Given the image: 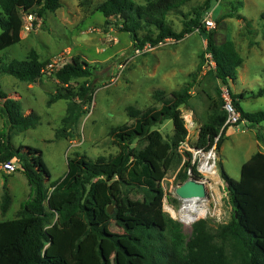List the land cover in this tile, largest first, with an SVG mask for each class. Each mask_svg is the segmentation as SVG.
I'll return each instance as SVG.
<instances>
[{
  "label": "trees",
  "instance_id": "trees-1",
  "mask_svg": "<svg viewBox=\"0 0 264 264\" xmlns=\"http://www.w3.org/2000/svg\"><path fill=\"white\" fill-rule=\"evenodd\" d=\"M180 4L181 0H145L144 5H136L133 0H105L96 12L104 16L107 24L110 19L119 18L120 31L128 33L140 50L147 44L156 47L166 40L182 41L199 30L207 42L205 54H210L216 64L213 75L228 87L242 121L251 127L259 126L264 122V112H245L241 101L247 95L233 94L229 88L230 82L237 81L238 69L244 66L234 43H218L215 33L203 28L201 14L185 21L180 32H174L166 22V15ZM205 5L209 7L210 0ZM62 6L61 0H0V52L22 41L24 24L19 14L33 15L44 23L47 13L57 12ZM33 26H37V21ZM151 28L158 31L156 37L150 34L139 37L140 31ZM46 66L33 50L26 60L2 64L0 73L35 84L44 76ZM53 75L63 88L50 97L48 105L68 101L62 126L56 132V139L62 140L72 134L88 113L95 94L89 80L79 87L72 83L89 79L93 72L88 62L76 56L55 69ZM192 87L188 83L169 96L158 91L155 98L159 107H149L143 112L129 108L131 123L111 133L119 148L117 156L92 161L76 155L68 161L66 176L50 186L46 184L50 173L43 153L24 145L15 148L11 143L12 135L35 128L38 117L34 113L25 115L20 101L0 91V99L4 100L0 104L4 124V132L0 133V166L15 163L31 190L19 217L0 221V264H108L109 253L114 254L113 264H264V153H255L243 165L239 181L230 178L220 164L232 208L228 223L212 231L207 220H200L186 241L181 225L163 210L165 192L161 180L187 140L182 107L189 106ZM217 96L220 102L213 103L208 122L199 129L194 146L198 149L209 150L226 122L227 115L221 109L222 93L218 91ZM252 97H264V90ZM167 121L173 124L171 143L165 142L157 129ZM227 130L221 134L218 150ZM256 138L264 145L260 132ZM136 142L145 143L144 148H135ZM189 168L190 160L184 164L185 170ZM192 177L198 178L195 167ZM178 179L180 184L185 183L189 179L187 171ZM3 191L1 213L6 216L12 206L7 179Z\"/></svg>",
  "mask_w": 264,
  "mask_h": 264
},
{
  "label": "rangeland",
  "instance_id": "rangeland-1",
  "mask_svg": "<svg viewBox=\"0 0 264 264\" xmlns=\"http://www.w3.org/2000/svg\"><path fill=\"white\" fill-rule=\"evenodd\" d=\"M105 0H61L62 8L49 12L43 20H36L37 26L27 31L25 25L28 16L19 14L23 21V40L0 52V66L13 61H23L31 51H36L44 68V76L39 82L29 84L0 73V91L9 98L18 100L24 107L25 115L34 113L37 125L33 129L12 135L11 143L15 148L20 145L33 147L43 153L45 165L50 173L47 186L63 179L68 173V161L76 155L86 156L95 161L99 157L108 159L118 155L119 148L114 143L111 133L130 124L129 108L144 111L149 107H159L155 98L158 91L167 96L178 92L191 83L192 100L189 106L182 107L183 116L193 121L196 126L191 129L186 142L195 146L200 127L208 122L214 102H220L218 91L224 94L228 87L213 75L215 66L210 55H206L207 42L199 30L188 35L182 41L169 40L157 45L152 50L137 52L135 44L128 33L121 32L119 18L107 20L96 8ZM136 5H144L145 0H133ZM181 0V4L166 15V22L174 32L183 29L185 21L201 14L203 28L214 32L218 43L232 41L244 59V66L238 69L237 81L229 83L233 94L245 93L247 99L241 101L242 109L247 113L264 112V97L253 98L264 90V0ZM1 15V10H0ZM234 16V17H231ZM242 16L244 19H238ZM206 18L215 22V28L207 30ZM246 23H244V21ZM1 33V28H0ZM156 37V28L139 32V37L147 35ZM252 44V45H251ZM142 50V49H141ZM79 56L90 64L93 76L74 81L72 85L89 80L95 87L93 102L78 125L67 139L57 140L56 132L61 128V120L66 114L68 101L61 100L49 106L52 95L63 88L54 77L53 71L47 70L49 64L57 68L71 62ZM56 68V69H57ZM4 100L0 99V104ZM225 112L224 106H221ZM31 111V112H30ZM226 113V112H225ZM227 115V114H226ZM223 142L219 157V179L212 182L214 198H206L210 214L200 220H207L210 230L228 223L232 217V208L225 195L226 184L221 178L220 164L228 176L234 180L241 179L242 167L255 153L264 152V145L256 135L264 136V122L257 127L241 122L230 127ZM165 142L174 138L173 124L165 122L157 127ZM4 124L0 118V133ZM145 143L136 142L134 147L143 149ZM189 153L179 148L171 167L164 170L161 185L169 204L178 212L184 202L175 194L180 185L179 175L185 173L184 164L189 160ZM20 171L6 174L0 171V221L19 217L21 205L30 198L27 178ZM12 196V206L6 216L1 213L3 186L6 183ZM141 198V196L139 195ZM210 197V194H209ZM181 225L186 241L192 236L196 221L191 225L180 222L164 211ZM115 230V229H114ZM121 232L120 230H116ZM108 264H113L114 254L109 253Z\"/></svg>",
  "mask_w": 264,
  "mask_h": 264
},
{
  "label": "built area",
  "instance_id": "built-area-1",
  "mask_svg": "<svg viewBox=\"0 0 264 264\" xmlns=\"http://www.w3.org/2000/svg\"><path fill=\"white\" fill-rule=\"evenodd\" d=\"M28 21L29 22L25 25V29L27 31H30L33 28L34 16L29 15ZM204 24H205V27L207 30H211V29L215 28V22L213 20H211V18H206L204 20ZM166 41H169V40H166ZM166 41H164V42H166ZM164 42L159 43V45H162ZM153 48L154 47H152L150 44H147L142 50L138 49L137 52L140 53V51L152 50ZM206 55H210V54H206ZM211 59L213 61L214 66L216 67V64H215L212 56H211ZM57 66H58L57 64H49L47 67V70L53 71L54 69L57 68ZM57 69H59V68H57ZM224 101H225L224 102V110L227 114V119H226L224 126L221 128L220 134L215 138V141H214L215 144L209 150L198 149L194 146L190 147L188 145V142H184L180 146L181 149H185L190 154L189 160L191 161V168H189L187 170V175L189 176L188 180L194 179L192 177V169L195 167L197 174H198V178L194 179V180L200 181L201 183H203L205 185V187L208 191V194H210V197H208L209 199L211 197L214 198L212 191L210 193V190L212 189V182H214L216 179H219V181H220L219 165H218L219 164V157H218L217 143L220 140L221 134L226 128L234 127V126H237L238 124H240L241 122H244V121H242L241 113L235 108L228 90L224 94ZM183 118L185 120L186 128H187L188 134H189V131L191 129L195 128L196 124L193 121H191L188 118V116H185V117L183 116ZM0 171L4 172L6 174L15 173L17 171V165L13 162H8V163L0 166ZM225 195L228 196L226 189H225ZM195 199H197V198H195ZM197 200L199 202H201V204L204 208H206V210H207L206 216L208 214H210V209L206 203V198L205 199H197ZM186 201H189V200H183L184 204ZM184 204H183L182 208L184 207ZM181 209L179 211H181ZM163 210L168 212L172 217H174L176 219L178 218L180 220V222H182L183 224H186V225L193 224V223H186L181 216H176V217L173 216L172 210H175V209L173 208V206H171L169 204V201H168L166 196L164 197V200H163Z\"/></svg>",
  "mask_w": 264,
  "mask_h": 264
},
{
  "label": "water",
  "instance_id": "water-1",
  "mask_svg": "<svg viewBox=\"0 0 264 264\" xmlns=\"http://www.w3.org/2000/svg\"><path fill=\"white\" fill-rule=\"evenodd\" d=\"M175 194L181 200H190L194 198L205 199L209 197L205 185L194 179L187 180L185 183L178 185ZM109 212L112 213V207H110Z\"/></svg>",
  "mask_w": 264,
  "mask_h": 264
},
{
  "label": "bare ground",
  "instance_id": "bare-ground-1",
  "mask_svg": "<svg viewBox=\"0 0 264 264\" xmlns=\"http://www.w3.org/2000/svg\"><path fill=\"white\" fill-rule=\"evenodd\" d=\"M173 216H181L186 223H194L206 216L207 210L197 199L186 201L181 211L172 210Z\"/></svg>",
  "mask_w": 264,
  "mask_h": 264
},
{
  "label": "crops",
  "instance_id": "crops-1",
  "mask_svg": "<svg viewBox=\"0 0 264 264\" xmlns=\"http://www.w3.org/2000/svg\"><path fill=\"white\" fill-rule=\"evenodd\" d=\"M22 40H23V37H22ZM30 112H31V111H30ZM31 113H32V112H31ZM31 113H30V114H31ZM28 115H29V114H28ZM248 124H249V123H248ZM249 125H250V124H249ZM230 129H231V128H228L226 135H228ZM221 149H222V147H221ZM221 149H220V154H221ZM259 152L264 153V152H262V151H259ZM251 157H252V156H251ZM251 157H249V159H250ZM249 159H248V160H249ZM248 160H247V161H248ZM247 161H245V163H246ZM245 163H244V164H245ZM221 164H222V161H221ZM223 169H224V168H223ZM21 175H23V174H21ZM28 186H29V184H28ZM29 188H30V187H29ZM29 192H30V191H29ZM21 206H22V205H21Z\"/></svg>",
  "mask_w": 264,
  "mask_h": 264
}]
</instances>
